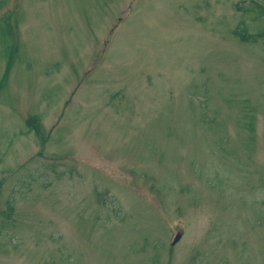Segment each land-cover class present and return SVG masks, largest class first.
<instances>
[{"label":"rangeland","instance_id":"obj_1","mask_svg":"<svg viewBox=\"0 0 264 264\" xmlns=\"http://www.w3.org/2000/svg\"><path fill=\"white\" fill-rule=\"evenodd\" d=\"M248 2L0 0V264H264Z\"/></svg>","mask_w":264,"mask_h":264},{"label":"trees","instance_id":"obj_2","mask_svg":"<svg viewBox=\"0 0 264 264\" xmlns=\"http://www.w3.org/2000/svg\"><path fill=\"white\" fill-rule=\"evenodd\" d=\"M244 6L246 7V11L248 12H254L257 10L260 13H264L262 7L260 4L255 3V2H248V3H244ZM257 12V14L259 13ZM259 13V14H260ZM264 33V32H263ZM233 34L235 35V37H237L241 42H247L248 41V37L246 36L245 32L243 30H240L239 28H236V30L233 31ZM263 36V35H262Z\"/></svg>","mask_w":264,"mask_h":264},{"label":"water","instance_id":"obj_3","mask_svg":"<svg viewBox=\"0 0 264 264\" xmlns=\"http://www.w3.org/2000/svg\"><path fill=\"white\" fill-rule=\"evenodd\" d=\"M182 237V233L181 232H178L172 242V245H175Z\"/></svg>","mask_w":264,"mask_h":264}]
</instances>
